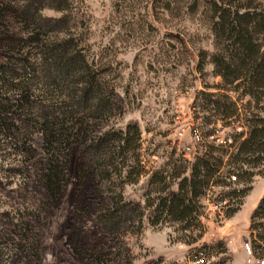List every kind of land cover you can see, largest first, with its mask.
<instances>
[{
  "label": "rangeland",
  "instance_id": "rangeland-1",
  "mask_svg": "<svg viewBox=\"0 0 264 264\" xmlns=\"http://www.w3.org/2000/svg\"><path fill=\"white\" fill-rule=\"evenodd\" d=\"M30 3L0 0V61L12 73L0 87L6 99L0 105V264H24L31 256L36 264H219L223 258V264H259L250 252L249 223L264 192V161L230 217L225 212L235 200L219 206L220 188L206 190L197 203L199 224L190 231L168 221L151 226L144 210L127 214L124 224L109 234L93 225L92 218L118 193L123 201L142 207L154 169L176 165L180 173L208 151L226 159L230 143L245 130L241 121L222 123L209 112L201 93H222L216 90L221 80L209 59L200 58L220 52L211 32L213 5L260 10L264 0H68L61 23L46 22L62 14L41 8L36 14L40 31L27 17ZM45 9L55 14L47 15ZM58 32L69 34L84 59L101 106L61 116L57 104L65 101V83L54 79L57 87L43 93V78H53L43 65L36 67V79L24 93L16 90V81L30 76L8 55L32 59L38 53L36 40ZM9 76L15 78L11 83ZM75 81L73 76L68 80L67 90L76 88ZM129 123L139 132L143 170L136 183L121 185L119 179L94 171L95 160L80 148ZM52 130L59 139L55 145L43 140ZM52 154L58 176L46 181ZM214 242L219 246L202 251L203 244Z\"/></svg>",
  "mask_w": 264,
  "mask_h": 264
},
{
  "label": "trees",
  "instance_id": "trees-1",
  "mask_svg": "<svg viewBox=\"0 0 264 264\" xmlns=\"http://www.w3.org/2000/svg\"><path fill=\"white\" fill-rule=\"evenodd\" d=\"M27 6L31 8L29 11L31 13H27V17L38 31L40 27H36V23L40 17L36 14L41 8H49L62 14L56 20H45L58 23L64 21L63 14H66L69 8L68 0H31L30 5ZM213 6L211 32L218 40L220 52L209 56L202 53L200 60L209 59L208 62L221 80L216 90L222 93L201 94L208 100L209 112L218 121L223 123L226 120H239L245 131L238 133L232 140L229 145L231 151L223 155L226 157L225 160L224 157H212V153L208 151L195 157L193 162L180 167V173L176 172L178 171L176 165L152 170L143 192L142 207L138 202L134 204L123 201L120 193L111 197L109 207L93 214L92 224L102 233L109 234L113 229L117 230L116 228L126 221L127 214L141 215L140 210H144V218L151 226L160 221H168L177 224L181 231H190L199 224L197 203L206 190L211 187L220 188L215 199V203L219 206L221 204L227 206L233 199L235 200L234 207L225 212L226 217L236 212L250 190L246 183H250L256 174L255 171L264 161V8L240 10L225 5ZM35 36L39 38L40 35ZM42 36H45V39L36 40L35 47L38 48V53L32 59L23 54L17 57L8 55L30 76L22 79L19 77L23 75L19 76L15 85L16 90L24 93L30 81L36 79L33 77L36 67L43 65L53 73V78L49 82L45 77L43 78L41 82L43 93L46 94L50 86H56L53 83L54 79L65 83V86L61 87L67 92L65 101L54 103L57 104L58 109H63L62 113L60 111L61 116H68L70 110L90 111L101 106L102 99L95 88L93 77L84 59L76 54V46L69 34L58 32L51 37H47L46 34ZM11 74L0 61V87L2 85L5 87V79ZM72 76L76 80L74 83L76 88L67 90L68 80ZM9 79L10 83L15 80L10 76ZM227 93L236 95V100H232ZM4 100L5 97L0 95V105ZM56 134L57 132L52 130L48 135H43L44 143L57 144L55 140L59 141V139ZM208 136L211 137L212 134ZM9 141L11 147L15 148L16 143ZM138 150L139 132L135 123H129L124 129L107 130L96 138L89 139L85 146L80 148V153H88L93 157L95 160L92 164L93 169L98 174L103 173L107 178L113 176L123 185L136 183L142 173ZM50 156L47 161L46 181L58 176L52 159L53 154ZM149 196L152 197L149 199ZM249 230L252 238L251 256L258 260L259 264H264V192L251 211ZM218 246L219 242H214L203 244L201 247L203 251ZM225 260L223 258L218 263L223 264ZM157 262L150 260L142 264H157ZM24 264H36V257H27Z\"/></svg>",
  "mask_w": 264,
  "mask_h": 264
},
{
  "label": "clouds",
  "instance_id": "clouds-1",
  "mask_svg": "<svg viewBox=\"0 0 264 264\" xmlns=\"http://www.w3.org/2000/svg\"><path fill=\"white\" fill-rule=\"evenodd\" d=\"M44 11H45V14H47V15H53V14H55L51 10H48V9H45Z\"/></svg>",
  "mask_w": 264,
  "mask_h": 264
}]
</instances>
